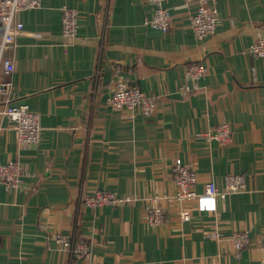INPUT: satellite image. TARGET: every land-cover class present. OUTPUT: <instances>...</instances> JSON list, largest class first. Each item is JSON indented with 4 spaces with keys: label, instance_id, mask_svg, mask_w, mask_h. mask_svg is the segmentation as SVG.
Masks as SVG:
<instances>
[{
    "label": "crops",
    "instance_id": "0c3cea01",
    "mask_svg": "<svg viewBox=\"0 0 264 264\" xmlns=\"http://www.w3.org/2000/svg\"><path fill=\"white\" fill-rule=\"evenodd\" d=\"M198 1L168 0L166 32L146 24L147 0H42L18 13L24 30L9 52L12 98L40 114L43 133L21 148L0 113V161L21 160L28 187L0 184V264H85L56 242L57 233L81 236L89 259L107 264H264V56L249 47L264 33V0H216L221 21L204 39L190 24ZM68 5L80 18L78 36L65 46L61 10ZM193 62L207 72L183 95ZM123 74L156 98L154 114L131 120L109 103ZM222 120L232 127L225 146L201 134ZM178 157L194 163L199 192L209 179L222 186L231 172L245 173L248 189L215 211L187 203L192 219L184 221L172 198ZM97 188L136 199L86 206ZM155 195L166 212L159 224L145 207ZM215 228L220 241L206 235ZM235 230L251 241L238 254Z\"/></svg>",
    "mask_w": 264,
    "mask_h": 264
},
{
    "label": "built area",
    "instance_id": "2783aa9c",
    "mask_svg": "<svg viewBox=\"0 0 264 264\" xmlns=\"http://www.w3.org/2000/svg\"><path fill=\"white\" fill-rule=\"evenodd\" d=\"M147 2L152 7V16L146 19V24L166 32L171 25L172 18L166 6L168 0H147ZM41 5L42 0H0V113L8 118L15 131L16 141L21 148H31L40 143L43 125L40 122V114L36 110H32L28 103L14 104L13 102L15 62L9 52L15 48L17 37L24 30V23L19 19L18 13L22 10L38 8ZM61 12V35L64 45L68 46L78 36L79 12L69 5L63 6ZM220 21L216 0H199L191 15L190 24L195 36L198 39H204L215 33ZM249 47L256 56L263 57L264 33L258 35ZM206 72V66L196 62L190 63L186 68L185 81L179 88L180 92L186 95L194 88L199 87L198 82L206 75ZM189 81L193 82V87ZM108 101L131 120L139 115L150 116L157 109L156 98L132 84L128 76L124 74L116 77L114 89ZM201 134L209 140L216 139L220 145L224 146L231 144L233 140L231 123L227 120L220 121L212 131ZM26 173L27 170L21 160L0 161V184H4L8 191H20L28 188L24 177ZM172 173L177 186V191L172 198L177 202L180 208V217L184 221L192 219V212L186 207L187 203L194 202L197 208L203 211H215L219 201H224L234 192L248 189V176L245 173L231 172L225 175L222 186H218L215 180L209 179L204 183V191L199 192L196 190V184L199 182L197 168L192 161L184 160L181 157L174 160ZM135 199L131 194L121 196L115 191L97 188L84 198V204L97 208L109 204L123 205ZM159 199L161 196L155 195L151 198L154 203L145 205L150 213L148 220L152 224L162 223L166 219L165 208L157 204ZM206 235L215 241H220L224 237L223 232L218 228L207 232ZM54 239L70 256L83 259L85 264H107L89 259L90 246L81 236L57 233ZM232 242H234L238 254L251 241L247 231L235 230Z\"/></svg>",
    "mask_w": 264,
    "mask_h": 264
}]
</instances>
